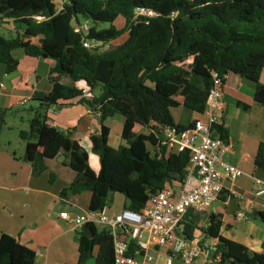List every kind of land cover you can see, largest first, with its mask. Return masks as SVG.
<instances>
[{"label": "trees", "instance_id": "1", "mask_svg": "<svg viewBox=\"0 0 264 264\" xmlns=\"http://www.w3.org/2000/svg\"><path fill=\"white\" fill-rule=\"evenodd\" d=\"M139 9L153 17L136 16ZM123 26L117 28L115 21ZM11 23L9 36L0 32V64L5 73L16 70L12 53L28 58L50 59V92L34 93L27 109L32 113L29 130L18 136L25 143L23 161L38 177L45 160L66 156L63 162L73 173L61 199L90 194L89 212L107 207L114 194L130 200L124 209L140 212L153 195L178 189L186 177L188 152L176 153L162 145V129L189 125L175 123L171 110L182 108L203 114L211 87V73L234 74L253 87V100L264 107V0H0V25ZM101 51L84 43L108 45ZM68 78L71 85L61 84ZM84 82L90 97L76 84ZM78 103L97 114L99 129L89 136L98 170L90 168L88 153L71 132L57 130L48 111L60 102ZM244 111L249 107L237 103ZM25 110V109H24ZM8 109L0 108V134ZM120 117V145H108L106 121ZM136 126L147 134H135ZM217 137L227 140L218 126ZM264 171V144L254 159ZM52 174L49 181H52ZM255 216L264 223V211ZM200 213L188 210L181 219L179 235L194 242L195 233L216 241L217 264H264V244L249 254L243 245L223 238L218 215L210 213L202 228ZM78 261L113 264L112 237L91 224L77 234ZM197 244H200L198 241ZM95 251V254H93ZM129 257L136 258V245L128 241ZM35 253L15 238L0 235V264H34Z\"/></svg>", "mask_w": 264, "mask_h": 264}, {"label": "crops", "instance_id": "2", "mask_svg": "<svg viewBox=\"0 0 264 264\" xmlns=\"http://www.w3.org/2000/svg\"><path fill=\"white\" fill-rule=\"evenodd\" d=\"M11 30V23L0 25V32L5 35L9 36ZM12 56L18 63L14 72L5 73L4 66L0 64V108L9 110L0 134V235H9L33 251L34 264H76L77 234L80 230H73L67 222L59 218V214H86L90 194L84 192L66 199L60 198L61 191L74 178V173L63 164L66 160L64 154L45 160L46 170L38 177H33L30 165L23 161L25 143L18 136L20 131L29 130L28 122L32 113L26 108L31 106V96L34 93L50 92L49 71L55 63L50 59L28 58L20 50L14 51ZM262 74L260 82L264 84V80L261 81ZM59 82L71 85L70 80L65 77H61ZM248 83L238 75L228 74L222 87L221 126L227 133V143L230 146L224 159L242 174L223 182V190L218 200L207 212L200 215L198 226H204L210 213L218 215L222 222L220 235L243 245L249 254H254L259 253L264 244V223L254 214L264 211V194H259L264 188V171L254 166L258 147L264 144V107L253 100V87ZM21 99H27L26 106L21 107L25 109L23 114L11 115L13 106L19 107L17 103ZM77 101L78 99L60 102L47 115L57 130L71 132L72 138L88 153L90 168L97 171L98 160L91 153L89 136L99 129L98 116ZM237 103L247 105L249 109L244 111ZM182 111V116L179 121L174 120L175 123L190 125L200 116L195 112ZM9 119L13 121L11 124ZM113 119L115 117L106 121L105 125L110 132L114 126L115 131L119 130L114 146L109 145L110 135L108 138V145L116 148L120 145L122 119ZM137 127L139 126L133 130L135 134H147L146 129L139 127L137 130ZM9 137L15 138L14 142ZM3 138L5 140L2 143ZM51 174L53 179L49 181ZM125 202L123 196L114 194L111 203L106 207V216L112 218L120 214L124 210ZM238 213H242L243 217L238 218ZM94 227L97 231L102 230L99 226ZM197 241L201 245L216 243L215 240L202 237L200 232L195 233L194 243ZM149 254L155 256L153 251ZM91 261L93 262L92 259ZM203 262L204 258L200 256L194 264ZM148 264H159V261ZM172 264L182 263L175 257Z\"/></svg>", "mask_w": 264, "mask_h": 264}, {"label": "built area", "instance_id": "3", "mask_svg": "<svg viewBox=\"0 0 264 264\" xmlns=\"http://www.w3.org/2000/svg\"><path fill=\"white\" fill-rule=\"evenodd\" d=\"M136 16L153 17V12L139 9ZM85 48L98 47L100 44ZM227 75L211 73V87L206 100V110L191 124L181 130L176 127L162 129V145L176 153L188 152L189 164L183 184L176 190L163 189L151 197L148 205L140 212L124 209L120 214L108 218L106 207L97 212H87L81 216H69L66 212L59 218L67 222L73 230H81L91 224L106 229L112 237L113 264H148L158 260L159 264H172L177 257L182 264H194L203 256V264H217L215 244L200 245L183 239L181 219L188 210L203 214L218 200L223 182L239 177L242 172L228 164L224 157L229 152V144L217 137L216 128L222 124V87ZM78 90L90 97L84 82L77 83ZM27 99H21L19 107L26 106ZM92 133V132H91ZM216 133V137L212 134ZM264 194V188L259 191ZM238 218L243 214L238 213ZM128 241H132L138 256L129 257ZM150 251L155 256L149 254Z\"/></svg>", "mask_w": 264, "mask_h": 264}, {"label": "rangeland", "instance_id": "4", "mask_svg": "<svg viewBox=\"0 0 264 264\" xmlns=\"http://www.w3.org/2000/svg\"><path fill=\"white\" fill-rule=\"evenodd\" d=\"M115 26L117 27V28H120L121 26H122V21H121V19H117L116 21H115ZM6 36H8V35H6ZM123 39H124V37H121L120 39H118L117 41H115V42H112V43H110V44H108V45H102V46H98V48H100V50L101 51H104V50H108V49H111V48H113L115 45H117V44H119V43H121L122 41H123ZM264 80V73L262 74V79H261V81H263ZM248 83V82H247ZM248 84H250V83H248ZM251 85V84H250ZM252 86V85H251ZM245 90H247V87L245 88ZM23 112H24V109H21V107H16V106H13V108H12V112H11V115H21V114H23ZM183 112L184 111H182V108H176V109H172L171 110V115H172V118H173V120H175V122H177V121H179V117L180 116H182V114H183ZM9 115H10V113H9ZM116 119H120V117H115V119H113V120H116ZM9 121V124H11L13 121H12V119H9L8 120ZM109 123L107 122V125H108ZM115 127V126H114ZM114 127H112L111 129H112V131L110 132V140H111V142L109 143V145L110 146H114V143H116V139H117V137H118V134H119V130H117L116 129V131L114 130ZM137 130H139L140 128L139 127H137L136 128ZM13 134V133H12ZM16 138H17V136H16ZM9 139L10 140H12L13 142H14V139L13 138H11V137H9ZM4 138L2 139V143L4 142ZM118 140V139H117ZM120 143H121V141H119ZM87 264H93V262L91 261V260H89L88 262H87Z\"/></svg>", "mask_w": 264, "mask_h": 264}, {"label": "water", "instance_id": "5", "mask_svg": "<svg viewBox=\"0 0 264 264\" xmlns=\"http://www.w3.org/2000/svg\"><path fill=\"white\" fill-rule=\"evenodd\" d=\"M212 136L216 137V133H213ZM62 159H64V156H62ZM125 205H126V207H128L130 205V200L129 199H126ZM136 251H139V250L136 248ZM137 260L141 262L142 261V256H138Z\"/></svg>", "mask_w": 264, "mask_h": 264}]
</instances>
